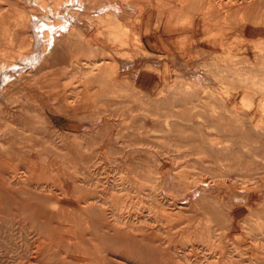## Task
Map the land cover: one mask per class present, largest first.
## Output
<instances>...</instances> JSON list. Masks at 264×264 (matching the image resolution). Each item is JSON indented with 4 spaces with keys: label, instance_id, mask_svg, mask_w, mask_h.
Segmentation results:
<instances>
[{
    "label": "rangeland",
    "instance_id": "374dc122",
    "mask_svg": "<svg viewBox=\"0 0 264 264\" xmlns=\"http://www.w3.org/2000/svg\"><path fill=\"white\" fill-rule=\"evenodd\" d=\"M0 10V264H264V0Z\"/></svg>",
    "mask_w": 264,
    "mask_h": 264
},
{
    "label": "bare ground",
    "instance_id": "6f19581e",
    "mask_svg": "<svg viewBox=\"0 0 264 264\" xmlns=\"http://www.w3.org/2000/svg\"><path fill=\"white\" fill-rule=\"evenodd\" d=\"M69 2H71V1H69ZM74 2H75V0H74ZM226 5H227V4H226ZM71 6H72V5H71ZM234 6H236V5H234ZM234 6H233V9H234ZM227 8H228V9H231V8H229L228 6H227ZM245 8H246V7H245ZM55 9H56V8H55ZM212 9H214V8H212ZM218 9H219V8H218ZM222 10H223V9H222ZM225 10H226V9H225ZM225 10H224V12H225ZM231 10H232V9H231ZM231 10H228V11H231ZM239 10H240V6H239V9H238L237 11H239ZM241 10H242V9H241ZM0 11H2V10H0ZM54 11H55V10H54ZM234 11H235V10H234ZM246 11H247V10H246ZM211 12H212V11H211ZM211 12H210V13H211ZM240 12H241V11H240ZM263 12H264V11H263ZM243 13H244V12H243ZM244 14H245V13H244ZM29 15H30V14H29ZM211 15H212V14H211ZM218 15H219V14H218ZM224 15H226V14H224ZM0 16H2V15L0 14ZM226 17H228V16H226ZM226 17H225V18H226ZM263 17H264V16H263ZM30 18H31V17H30ZM212 18H213V17H212ZM242 19H243L242 21L244 22V18H242ZM260 19H261V18H260ZM258 20H259V19H258ZM259 21H262V19L259 20ZM259 21H258V22H259ZM241 23H242V22H241ZM261 23H262V22H261ZM240 25L242 26V24H240ZM251 26H252V25H251ZM251 28H252V27H251ZM263 28H264V27H263ZM239 30H240V29H239ZM239 32H241V31H239ZM242 34H243V32H242ZM262 34H263V33H262ZM241 38H242V37H241ZM8 41H9V40H8ZM241 41H242V40H241ZM9 42H10V44L13 43L12 41H9ZM55 45L59 47L60 44H59V41H57V42L55 43V37H53V40H52V43H51V47H54ZM60 46H61V45H60ZM10 47H11V46H10ZM58 47H57V48H58ZM12 48H13V47H12ZM55 48H56V47H55ZM54 50H55V49H54ZM263 50H264V49H263ZM0 51H2V50H0ZM252 54H253V53H252ZM75 57H76V56H75ZM257 57H258V56H257ZM255 61H257V60H255ZM252 62H254V61H251V63H252ZM240 63H241V62H240ZM93 65H94V63H93ZM254 65H255V64H254ZM90 67H91V65H90ZM92 67H93V66H92ZM24 69H25V68H24ZM241 69H242V68H241ZM11 80H12V79L9 78L8 76H2V77H0V92H4V88L6 87L5 85H6L7 83H10ZM13 80H14V79H13ZM13 80H12V82H15V81H13ZM5 93H6V92H5ZM0 95H2V94H0ZM2 97L4 98V95H2ZM1 100H2V99H1ZM176 101H177V100H176ZM2 116H3V115H2ZM0 147L2 148L3 146L0 145ZM0 158H1V157H0ZM23 159H24V158H23ZM0 160H1V159H0ZM2 161H3V160H2ZM0 163H1L0 165L3 167L4 165H2V162H0ZM3 164H4V162H3ZM1 170H2V169H1ZM31 172H32V171H31ZM1 173H2V172H1ZM33 173H34V172H33ZM3 174H4V173H3ZM5 174H6V173H5ZM8 175H9V174H8ZM8 175L6 174V176H8ZM2 176H3L2 178L5 177V175H2ZM10 176H12V175H10ZM14 176L17 177V175H14ZM2 178H0V179H2ZM24 178H25V176H24ZM253 178H254V177H253ZM12 179H13V178H12ZM20 179H21V178H20ZM32 179H33V177H32ZM32 179H31V180H32ZM34 179H35V176H34ZM34 179H33V180H34ZM3 180H4V179H3ZM25 180H26V179H25ZM31 180L29 179V181H31ZM35 180H36V179H35ZM249 180H250V179H249ZM12 181H13V180H12ZM14 181H15V180H14ZM20 181H21V180H20ZM8 182H9V181H8ZM8 182H6V183H8ZM1 183H2V182H1ZM3 183H5V181H4ZM19 183H20V182H19ZM19 183H18V184H19ZM28 183H29V182H28ZM15 184H16V182H15ZM33 184H34V183H33ZM77 184H78V183H77ZM255 184H256V183H255ZM23 185H24V184H23ZM30 185H31V184H30ZM30 185H29V189L31 190L32 188H30V187H31ZM63 185H64V184H63ZM214 185H216V184H214ZM221 185H223V184H221ZM2 186H3V184H2ZM5 186H6V188H7L8 185H5ZM33 186H34V185H33ZM35 186H36V185H35ZM19 187H20V186H19ZM42 187H43V186H42ZM0 188H2V187H0ZM3 188H4V187H3ZM3 188H2V189H3ZM9 188H11V187H9ZM15 188H16V186H15ZM7 189H8V188H7ZM23 189H24V188H23ZM26 189H27V187L25 188V190H26ZM33 189H35V188H33ZM38 189H39V188H37V191H38ZM49 189H50V188H49ZM65 189H66V188H65ZM5 190H6V189H3V191H5ZM12 190H13V188H12ZM19 190H20V189H19ZM21 190H22V189H21ZM39 190H40V189H39ZM46 190H48V189H46ZM46 190H44V191H46ZM50 190H51V189H50ZM9 191H10V190H9ZM14 191H15V190H14ZM15 192H16V191H15ZM15 192H14V193H15ZM25 192H28V191H25ZM46 192H47V191H46ZM7 193H8V192H7ZM10 193H11V192H10ZM12 193H13V192H12ZM12 193H11V194H12ZM35 193H36V192H35ZM43 193H45V192H43ZM43 193H42V194H43ZM68 193H69V191H68ZM74 193H75V192H74ZM0 194L2 195L1 192H0ZM15 194H16V193H15ZM222 194H223V193H222ZM9 195H10V194H9ZM36 195H38V194H36ZM75 195H76V194H75ZM2 196H3V195H2ZM11 196H12V195H11ZM19 196H20V195H18V197H19ZM43 196H44V195H43ZM45 196H46V195H45ZM13 197H14V196H13ZM47 197H48V196H47ZM233 197H235V196H233ZM9 198H10V197H9ZM14 198H15V197H14ZM21 198H22V197H21ZM25 198H26V197H25ZM35 198H36V197H35ZM48 198H49V197H48ZM231 198H232V197H231ZM5 199H6V198H5ZM26 199H27V198H26ZM28 199H29V198H28ZM57 199H58V198H57ZM11 200H12V199H11ZM15 200H16V199H15ZM20 200H21V199H20ZM38 200H39V199H38ZM49 200H50V198H49ZM49 200H47V201H49ZM61 200H62V199H61ZM39 201H41V200H39ZM0 202H1V201H0ZM15 202H16V201H14V203H15ZM53 202H54V201H53ZM78 203H79V201H78ZM83 203H84V201H83ZM83 203H82V204H83ZM1 204H2V203H1ZM1 204H0V205H1ZM8 204H9V203H8ZM15 204H16V203H15ZM15 204H14V205H15ZM30 204H31V203H30ZM30 204H29V205H30ZM40 204H41V203H40ZM202 204H203V203H202ZM10 205H12V204H10ZM214 205H215V204H214ZM2 206H3V205H2ZM49 206H50V205H49ZM67 206H68V205H67ZM83 206H84V205H83ZM86 206H87V205H86ZM221 206H222V204H221ZM7 207H9V206H7ZM55 207H56V206H55ZM212 207H214V206H212ZM218 207H219V206H218ZM11 208H12V207H11ZM13 208H15V207L13 206ZM84 208H85V207H84ZM216 208H217V206H216ZM216 208H213L212 211H216V210H214V209H216ZM1 209H2V208H1ZM8 209H9V208H8ZM80 209H81V208H80ZM219 209H220V207H219ZM14 210H15V209H14ZM217 210H218V208H217ZM6 211H7V210H6ZM10 211H11V210H10ZM12 211H13V210H12ZM36 211H37V210H36ZM44 211H45V210H44ZM209 211H210V208H209ZM219 211H220V210H219ZM223 211H224V210H223ZM2 212H4V210H3ZM206 212H207V211H206ZM217 212H218V211H217ZM221 212H222V210H221ZM221 212H220V213H221ZM225 212H226V211H225ZM228 212H229V211H228ZM14 213H16V212H14ZM36 213H37V212H36ZM36 213H34V214H36ZM48 213H49V211H48ZM48 213H47V214H48ZM64 213H66V212H64ZM213 213H214V212H213ZM218 213H219V212H218ZM218 213H216V214H218ZM0 214H1V213H0ZM47 214H46V216H47ZM211 214H212V213H211ZM216 214H215V216H216ZM230 214H231V212H230ZM31 215H32V214H31ZM95 215H96V214H95ZM219 215H220V214H219ZM221 215H222V214H221ZM228 215H229V213H228ZM35 216H36V215H35ZM37 216H38V215H37ZM92 216H93V215H92ZM215 216H214V217H215ZM231 216H232V215H231ZM25 217H27V216H25ZM41 217H42V216H41ZM43 217H44V216H43ZM86 217H87V216H86ZM95 217H96V216L92 217L91 219H93V218L95 219ZM219 217H220V216H219ZM15 218H16V217H15ZM35 218H36V217H35ZM44 218H45V217H44ZM47 218H48V217H47ZM47 218H46V220H47ZM223 218H224V217H223ZM96 219H97V218H96ZM113 219H114V218H113ZM113 219H112V220H113ZM117 219H118V218H117ZM211 219L213 220L212 216H211ZM214 219H215V218H214ZM225 219H226V218H225ZM229 219H230V218H229ZM231 219L233 220V218H231ZM234 219H235V218H234ZM115 220H116V219H115ZM115 220H114V221H115ZM219 220H220V219H219ZM226 220H227V219H226ZM40 221H41V220H40ZM118 221H119V219H118ZM213 221H214V220H213ZM213 221H212V222H213ZM221 221L224 222V220H221ZM33 222H35V221H33ZM44 222H46V221H44ZM47 222H48V221H47ZM51 222H52V221H51ZM120 222H121V221H120ZM117 223H118V222H117ZM123 223H125V222H123ZM123 223H122V224H123ZM216 223H217V221H216ZM216 223H215V224H216ZM226 223H227V221H226ZM40 224H41V222H39V225H40ZM108 224H109V223H108ZM112 224H114V222H112ZM112 224H111V225H112ZM215 224H214V225H215ZM230 224H231V223H230ZM43 225H44V224H43ZM119 225H120V224H119ZM125 225H126V224H125ZM90 226H91V225H90ZM104 226H105V225H104ZM112 226H113V225H112ZM116 226H117V228H118V225H116ZM123 226H124V225H123ZM26 227H27V226H26ZM41 227H42V226H41ZM55 227H56V226H55ZM125 227H126V226H125ZM240 227H241V226H240ZM33 228H35V227H33ZM33 228H32V231L34 230ZM37 228H38V227H36V229H37ZM59 228H60V230H62L60 226H59ZM68 228H69V227H68ZM70 228H71V227H70ZM104 228H105V227H104ZM104 228H103V229H104ZM2 229H3V228H2ZM29 229H31V228H29ZM39 229H40V228H39ZM55 229H57V228H55ZM65 229H66V228H65ZM80 229H81V228H80ZM80 229H79V230H80ZM90 229H91V228H90ZM114 229H115V228H114ZM53 230H54V229H53ZM121 230H123V229L121 228ZM142 230H143V229H142ZM54 231H55V230H54ZM54 231H52V232H54ZM126 231H127V230H126ZM128 231H129V227H128ZM128 231H127V232H128ZM140 231H141V230H140ZM33 232H34V231H33ZM50 232H51V231H50ZM73 232H74V231H73ZM82 232H83V231H82ZM117 232H119V231H117ZM127 232H125V233H127ZM135 232H137V231H135ZM142 232H143V231H142ZM25 233H26V232H25ZM27 233H28V231H27ZM122 233H123V232H122ZM122 233H121V235H122ZM139 233H140V232H139ZM29 234H30V233H29ZM131 234H132V233H131ZM12 235H13V234H12ZM34 235H35V234H34ZM90 235H94L93 232H92V234H90ZM126 235H127L128 238H129V235H128V234H126ZM18 236H19V235H18ZM37 236H38V235H37ZM84 236H86V235H84ZM134 236H135V233H134ZM136 236H137V234H136ZM139 236H140V235H139ZM148 236H149V235H148ZM42 237H43V236H42ZM63 237H64V236H63ZM125 237H126V236H124V238H125ZM143 237H144V236H143ZM143 237H142V238H143ZM40 238H41V237H40ZM45 238H47V237H45ZM73 238H74V237H73ZM92 238H93V237H92ZM95 238H96V236H95ZM120 238H121V237H120ZM144 238H145V237H144ZM148 238H149V237H148ZM150 238H151V236H150ZM150 238H149V239H150ZM22 239H23V238H22ZM35 239H36V238H35ZM126 239H127V238H126ZM126 239H125V240H126ZM44 240H45V239H44ZM74 240H75V238H74ZM139 240H140V238H139ZM139 240H138V241H139ZM154 240H155V239H154ZM154 240H152V241H154ZM157 240H160V239H157ZM36 241H37V240H36ZM40 241H41V240H40ZM48 241H49V240H48ZM90 241H93V240H90ZM145 241L147 242V240H145ZM145 241H144V242H145ZM33 242H35V241H33ZM42 242H43V239H42ZM42 242H41V243H42ZM141 242H142V239H141ZM158 242H160V241H158ZM7 243H8V242H7ZM37 243H40V242L38 241ZM37 243H36V244H37ZM136 243H137V242H136ZM139 243H140V242H139ZM149 243H150V242H149ZM153 243H154V242H153ZM156 243H157V241H156ZM156 243H155L156 246H154V247L152 246L154 249H155V248L157 247V245H158V244H156ZM29 244H30V243H29ZM33 244H34V243H33ZM33 244H32L31 246H33ZM47 244H48V243H47ZM47 244H45V247L47 246ZM140 244H142V243H140ZM143 244H145V243H143ZM150 244H152V243H150ZM150 244L148 245L149 247H150ZM162 244H163V243H162ZM39 245H40V244H39ZM42 245H44V243H43ZM58 245H59V244H58ZM66 245H67V244H66ZM94 245H95V244H94ZM26 246H27V245H26ZM26 246H25V247H26ZM59 246H60V245H59ZM158 246H159V245H158ZM20 247H21V246H20ZM29 247H30V246H29ZM56 247H58V246H56ZM83 247H84V246H83ZM30 248H31V247H30ZM49 248H50V247H49ZM49 248L47 247V250H48ZM58 248H59V247H58ZM147 248H148V247H147ZM164 248H166V246H164ZM164 248H163V249H164ZM169 248H170V247H169ZM14 249H15V248H14ZM39 249H40V248H39ZM69 249H70V248H69ZM149 249H150V248H149ZM161 249H162V248H161ZM161 249H159V251H160ZM163 249H162V251H163ZM173 249H174V248H173ZM239 249H240V248H239ZM23 250H24V249H23ZM29 250H30V249H29ZM32 250H33V249H32ZM34 250L36 251V249H34ZM40 250H41V249H40ZM42 250H43V249H42ZM42 250H41V251H42ZM54 250H55V249H54ZM56 250H57V249H56ZM170 250H172V249L170 248ZM175 250H176V248H175ZM45 251H46V250H45ZM77 251H78V250H77ZM155 251H156V250H155ZM185 251H186V250H185ZM189 251H190V250H189ZM189 251H188V252H189ZM238 251H239V250H238ZM52 252H53V251H52ZM63 252H64V251H63ZM144 252H145V251H144ZM176 252H177V250H176ZM39 253H40V252H39ZM43 253H44V252H43ZM43 253H42V256L44 255ZM49 253H50V252H49ZM53 253H54V252H53ZM157 253H158V252H157ZM172 253H175V252H172ZM193 253H194V252H193ZM201 253H202V252H201ZM34 254H35V253H34ZM51 254H52V253H51ZM51 254H50V256H51ZM58 254H59V253H58ZM78 254H79V252H78ZM243 254H244V252H243ZM47 255H48V254H47ZM60 255H61V254H60ZM79 255H80V254H79ZM82 255H83V254H82ZM172 255H173V254H172ZM50 256H48V257H50ZM53 256H54V255H53ZM76 256H77V255H76ZM102 256H103V255H102ZM161 256H162V255H161ZM194 256H195V255H194ZM203 256H204V255H203ZM27 257H28V256H27ZM32 257L34 258L35 256H32ZM32 257H31V258H32ZM48 257H47V259H48ZM66 257H67V256H66ZM103 257H104V256H103ZM170 257H171V256H170ZM174 257H175V256H174ZM176 257L178 258V256H176ZM183 257H184V256H183ZM183 257H181V259H182ZM200 257H201V256H200ZM219 257L221 258V256H218V258H219ZM241 257H242V255H241ZM44 258H45V257H44ZM51 258H52V257H51ZM63 258H64V257H63ZM160 258H162V257H160ZM177 258H174V261H175V259H177ZM186 258H187V257H186ZM26 259H27V258H26ZM26 259H25V260H26ZM37 259H38V258H37ZM40 259H41V258H40ZM47 259H46V260H47ZM49 259H50V258H49ZM77 259H78V258H77ZM165 259H166V258H165ZM170 259H171V258H170ZM170 259H169V260H170ZM184 259H185V258H184ZM200 259H201V258H200ZM215 259H217V258H215ZM27 260H29V259H27ZM105 260H106V259H105ZM109 260H110V259H109ZM169 260H168V261H169ZM189 260H190V259H189ZM196 260H197V259H196ZM40 261H41V262H40ZM40 261H39V262L42 264V260H40ZM48 261H49V260H48ZM66 261H67V260H66ZM164 261H165V260H164ZM166 261H167V260H166ZM174 261H173V262H174ZM176 261H177V260H176ZM180 261H181V260H180ZM185 261H186V260H185ZM202 261H203V260H202ZM25 262H26V261H25ZM29 262H30V261H29ZM32 262H33V261H32ZM35 262H36V261H35ZM35 262H34V263H35ZM43 262H44V261H43ZM45 262H46V261H45ZM70 262H72V261L70 260ZM170 262H171V261H170ZM187 262H188V261H187ZM203 262H204V261H203ZM30 263H31V262H30ZM37 263H38V262H37ZM40 263H39V264H40ZM67 263H68V262H67ZM106 263H107V262H106ZM161 263H162V262H161ZM177 263H179V262L177 261ZM183 263H184V262H183ZM194 263H195V262H194ZM199 263H200V262H199ZM24 264H26V263H24ZM46 264H47V263H46ZM48 264H50V263H48ZM59 264H60V263H59ZM68 264H69V263H68ZM70 264H71V263H70ZM72 264H73V263H72ZM165 264H166V263H165ZM175 264H176V263H175ZM184 264H185V263H184ZM190 264H191V262H190ZM192 264H193V263H192Z\"/></svg>",
    "mask_w": 264,
    "mask_h": 264
},
{
    "label": "crops",
    "instance_id": "0c3cea01",
    "mask_svg": "<svg viewBox=\"0 0 264 264\" xmlns=\"http://www.w3.org/2000/svg\"><path fill=\"white\" fill-rule=\"evenodd\" d=\"M210 7H211V10H210V15L212 14V16L211 17H216V16H220V14H222L223 16H228V17H226V21L229 19V20H231V22L233 23V21L235 20L234 18H236V16L239 14V11H237V10H235L234 11V9L233 8H231V9H228L227 8V6H221V7H217V6H213L212 4H210L209 5ZM229 7V6H228ZM212 8H214V9H212ZM219 8V9H218ZM230 8V7H229ZM223 9V10H222ZM226 9V10H225ZM224 10H225V12H224ZM228 10H231V11H228ZM243 13V12H242ZM216 16H215V15ZM219 14V15H218ZM224 14H226V15H224ZM244 18V17H243ZM243 19H241V20H236V21H239L240 22V24H242V26L240 25V27H239V29L240 30H238V33L240 34V32L239 31H241V32H243V37L246 35V29L247 28H249L250 30H251V26H246V24L242 21ZM242 22V23H241ZM227 23V22H226ZM217 24H218V22H206V25H208V27L209 26H211V28H215V29H218V26H217ZM235 24V21H234V23H233V25ZM168 25V24H167ZM196 27H198V26H196ZM199 28V27H198ZM248 29V30H249ZM249 34H250V37H252L253 38V32L252 31H249L248 32ZM176 39H178V38H172V40H176ZM169 40V39H168ZM198 42V41H197ZM168 73H167V71L165 70V69H162V71H161V74L159 75V77H158V79L160 80V82H165V80H167V78H168ZM138 77L140 78V80H139V82L141 81L142 83H144V84H146V83H149L150 81H151V75L150 74H145V73H139L138 74ZM155 78V77H154ZM146 82V83H145Z\"/></svg>",
    "mask_w": 264,
    "mask_h": 264
}]
</instances>
